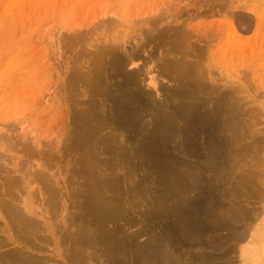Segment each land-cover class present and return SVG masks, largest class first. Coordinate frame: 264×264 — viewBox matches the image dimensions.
<instances>
[{
  "label": "rangeland",
  "instance_id": "rangeland-1",
  "mask_svg": "<svg viewBox=\"0 0 264 264\" xmlns=\"http://www.w3.org/2000/svg\"><path fill=\"white\" fill-rule=\"evenodd\" d=\"M222 1L0 0V155H4L3 158L0 156V195L4 200L10 197L4 192L7 190V185H3L7 177L19 178V171L29 173L30 185L19 182L12 187L11 195L16 197H13L15 203L23 208L27 202L38 211L48 208L49 220H44L50 222L54 229L58 225L55 237L41 230L47 242L44 240V244V241L35 238L37 248L34 244V248L15 245L10 240L7 242L3 233L4 230L12 234L13 227L8 226L11 223L2 212L0 238L5 237L6 244H9L0 248V252L8 253L12 248L11 251L24 250L34 257H45L48 259L45 264H82L83 261L69 259L68 255L76 249L71 235L82 234L81 237H84L90 233L91 246L82 249L86 264H264V0ZM230 23L239 28L238 39L230 37L225 31L227 26L224 25ZM181 29L189 34H185L188 37L185 32L181 33ZM178 32L183 35L176 36L180 35ZM229 42L233 44L230 46ZM108 43L110 46L107 47ZM105 48L106 51L116 50L113 53L123 58L127 50L136 55L139 53V56L132 61V67L128 64L121 69L117 68L116 59L112 58L115 54L104 56L99 65L102 68L96 65L99 71L96 69V74H89L94 66L91 60L99 58L97 52ZM180 59L183 60L181 64ZM198 60L205 69L200 70L203 75L198 69H195L197 72L191 71L194 75L200 73L199 77L203 78L198 80H202L200 82L208 88L210 84L214 85L215 88L210 90L216 91H212L213 96L211 94L216 102L208 99L209 96L207 99L210 106L213 102L217 105H213L215 108H222V115L218 114L221 119L217 126L212 122L205 125L210 139H202L208 135L193 132L194 127H189L192 131L187 130V134L184 132L183 135L190 137L188 140H193L190 141L192 144L195 143L193 148L186 149L188 152H200V158L190 154L185 157L179 151L180 145L173 152L171 147L164 152L173 153L185 162L208 160V154L210 157L213 153L216 158L219 156L217 159L210 158L214 162L211 161L213 169L210 167L212 170L209 171L208 167L206 172L201 173V179L187 168L165 169L160 166L165 155L152 150L155 136L160 133L156 131L161 125L160 116L149 111V104L153 103L162 104L169 111L180 105L185 98L172 96L173 91L188 87L194 89L197 82L190 81V75L186 79L178 77L180 73L187 72H183L182 63ZM133 69L141 72L139 81L132 85L133 92L144 99H139L136 104L128 100L127 107L136 121L130 122L128 116H121L115 111L116 115L111 118L109 107L116 104L115 100L121 103L126 97L123 75ZM98 77L101 83L96 81ZM149 77L153 78L156 86L150 84ZM222 103L230 108H225ZM102 104H106L105 107ZM234 107H239L240 111ZM219 112L221 110L215 111L216 114ZM88 113L95 116L104 113L103 116L108 119L99 134L107 140L105 143H91L94 138L88 136L84 124L79 123V117ZM22 121L24 131L17 129ZM67 122L68 132L62 133ZM178 125L186 127L183 120ZM209 125L212 130L207 128ZM14 132L19 133L18 138ZM22 134L28 138H33L34 134L36 140L30 149L35 150L30 152L28 148H22L25 142L20 139ZM8 135L12 138L8 139ZM114 137L117 138L114 140ZM184 142L186 147L188 144ZM117 149L119 152H116ZM23 151H29V155ZM91 155L98 163L97 172L94 167L92 174L89 169L85 174L84 161L90 160ZM228 159L232 162L229 165ZM226 165L227 170L223 168ZM38 169L46 171L47 175L49 173L53 185L50 177L46 182L60 195L54 201L61 202L51 206L45 204L49 200L45 186L42 179L38 180L34 175ZM91 178L94 185L87 180ZM87 192L95 196L97 193L99 198L104 195L103 201L109 200L103 202L98 196H92L97 201H89L91 195ZM213 193H218L215 196L217 202L211 206ZM91 200L97 204L88 205L87 201ZM196 204L202 206L203 209L200 206L198 210L202 213L194 212ZM207 207L216 210L214 215L206 214ZM192 211L198 215L193 216ZM207 226L208 231L204 230ZM120 240H123L122 244ZM149 246L156 251L148 249Z\"/></svg>",
  "mask_w": 264,
  "mask_h": 264
},
{
  "label": "bare ground",
  "instance_id": "bare-ground-1",
  "mask_svg": "<svg viewBox=\"0 0 264 264\" xmlns=\"http://www.w3.org/2000/svg\"><path fill=\"white\" fill-rule=\"evenodd\" d=\"M206 1V0H205ZM210 1V0H209ZM212 1V0H211ZM224 1V0H223ZM222 1V2H223ZM215 3H216V1H214ZM211 4V3H210ZM213 4V3H212ZM217 4V3H216ZM213 5H215V4H213ZM212 5V6H213ZM208 9V8H207ZM203 12V11H202ZM201 12V13H202ZM231 12V11H230ZM208 13V12H207ZM232 13V12H231ZM199 14V13H198ZM204 14H206V13H204ZM201 15V14H200ZM159 22V21H158ZM241 22H239V24H240ZM215 25V24H214ZM241 25H242V23H241ZM185 26V25H184ZM186 26H188L189 27V25H186ZM185 26V27H186ZM227 26V27H226ZM239 26V25H238ZM177 27H179V26H177ZM176 27V28H177ZM181 27V26H180ZM224 27H226V30L225 31H227V33H228V35L230 36V37H232V38H236V39H238L239 37H238V30H239V28L238 27H234L231 23L230 24H225L224 25ZM175 28V29H176ZM191 28V27H190ZM182 29H185V30H187V29H189V28H182ZM182 29L180 30L181 31V33L182 32H185L184 33V35L185 34H188V33H186V31H182ZM192 29V28H191ZM195 28H193V30H194ZM190 30V29H189ZM198 30V29H197ZM210 30V29H209ZM191 31V30H190ZM177 32V31H176ZM193 32V31H192ZM198 32V31H197ZM208 33H209V31H207ZM78 33V32H77ZM162 33V32H161ZM160 33V34H161ZM178 33H180V32H178ZM180 33V35L179 34H177L176 36H181V35H183V34H181ZM204 33V32H203ZM205 33H206V31H205ZM74 34V33H73ZM193 34V33H192ZM198 34L200 35V32H198ZM197 34V35H198ZM212 34H214V33H212ZM62 35V34H61ZM68 35V34H67ZM189 35V34H188ZM188 35H185V36H187L188 37ZM203 34L201 33V36H202ZM208 35V34H207ZM173 36V35H172ZM156 37V36H155ZM165 37V36H164ZM186 37V38H187ZM209 37V36H208ZM158 38H163V37H158ZM183 37H181V39H182ZM242 38V37H241ZM84 39V38H83ZM99 39V38H98ZM189 39V38H188ZM97 41V40H96ZM73 42H75V40L73 41ZM231 42V41H230ZM229 42V43H230ZM233 42V41H232ZM70 43H72V42H70ZM112 43V42H111ZM234 43V42H233ZM233 43H230V46H231V44H233ZM182 44V43H181ZM235 44V43H234ZM113 45V44H112ZM108 46H110V43H108V45H107V47ZM171 46V45H170ZM178 46H180V45H178ZM182 47H183V45H182ZM96 48V47H95ZM99 48V47H98ZM238 48H239V46H238ZM174 49H176V45H175V47H174ZM243 49V48H242ZM101 50V51H100ZM99 51L100 52H97L98 54L97 55H99L100 57L98 58V57H94L93 59H94V61L96 62V63H94V61L93 60H91V63H93L92 65H94V66H92V69H91V71L89 70V74H91V75H93V74H96L97 72H96V67L97 66H99V65H101V59H103V57L104 56H106L107 57V55H111V54H115L116 53V50L115 51H113V49H109L108 51H106V48H105V50H102V49H100ZM124 51H125V49H124ZM129 50H127V55H126V57L125 58H123V57H119L118 55H112L113 57V60H115L114 62H116L117 63V65L119 66V67H117V68H122L123 66H125V65H130V67H132V65L133 64H131L132 63V61H135L136 59H138V57H137V55L139 54V53H137V55H136V53H134L133 51L132 52H128ZM113 52H115V53H113ZM61 53V52H60ZM118 53V52H117ZM92 54V53H91ZM125 54V53H124ZM93 55V54H92ZM82 56V55H81ZM94 56V55H93ZM96 56V55H95ZM119 58H118V57ZM139 56V55H138ZM79 57V56H78ZM92 59V58H91ZM181 60V59H180ZM109 61H110V59H109ZM179 61V60H178ZM183 60H181L180 62H179V64H181V62H182ZM201 61V60H200ZM199 60L198 61H190V62H183L182 64V66L184 67V71L183 72H186V73H180L179 74V76L178 77H180V76H182V77H184V79H186V78H188V75H190L191 76V79H190V81L193 79V80H196L197 82L194 84V86H195V88L194 89H192V88H182V89H175L174 91H173V93H172V96L174 95V96H182L183 98H185L182 102H180V105L179 106H174V108L172 107V110L171 111H169L167 108H165V107H163L162 106V104L160 105V104H158V105H156V104H149L150 106H149V111H150V113H152L153 112V114H155V115H158V116H160V123H161V125L160 126H158L157 127V129H156V127H155V129H156V131H158V132H160L159 133V135H157V136H155V140H154V144H153V148H152V150L153 151H155L156 153L159 151V152H161V154H164L165 155V157H164V161H162L161 163H160V166H162L163 168H165V169H178V168H187L188 169V171L189 172H193V173H195L196 174V177L199 179L200 177H201V173L202 172H206L205 170H208L212 165V160L210 159V158H214L215 157V159H217L219 156H217V158H216V156L214 155V153H213V155L211 154L210 155V157H209V154H208V156H207V158H209L208 160H206V158H205V160H203L202 159V161L201 160H195V161H193V162H189L188 160H187V162H185L184 160H182V159H178V157H175L174 156V154L173 153H165L164 152V150H166V149H168V148H170L171 147V152H173L172 150H176L177 149V147L180 145V148L181 149H179V151L183 154V155H185V157H186V154H190V155H194V156H196L197 158L199 157L198 155H199V153L198 152H196V153H194V152H188V150L186 149L187 147L188 148H193L192 146H194L195 145V143L194 144H192L190 141H193V140H188V139H191L190 137H185L183 134H185L184 132H186V134L188 133V131L187 130H189V131H192L193 130V132H197L198 134H202V132L204 133V134H206V135H208L207 133H208V131L207 130H205V125L206 124H211V122H212V125L214 124V125H216V123L218 124V120L219 119H221L220 118V115H222V108H215L214 106H216L217 107V105H214V103L212 102V104L214 105H212V106H210L209 105V103H210V100L212 101V99H213V93H212V91L210 90V88L211 87H213L214 85H211L210 84V88H208L207 87V85H205V84H202V82H200V81H202V80H198V79H200V78H203V77H199V74L201 73L200 72V70L202 71V69H204V67L202 68V66H201V62H200ZM64 62V61H63ZM62 62V63H63ZM113 62V63H114ZM100 63V64H99ZM112 63V64H113ZM203 64V63H202ZM97 65V66H96ZM106 65V62H105V64H104V66ZM114 65V64H113ZM112 65V66H113ZM204 65V64H203ZM136 66V65H135ZM166 66V65H165ZM175 66V65H174ZM177 66H179V65H177ZM93 67H95V68H93ZM197 67V68H196ZM76 68V67H75ZM98 68H102V66L100 67H98ZM174 68V67H173ZM180 69H181V67H179ZM202 68V69H201ZM165 69V68H164ZM195 69H198L199 70V74L198 73H196V75H194V73H193V71H195V72H197L198 70H195ZM98 70V69H97ZM119 70V69H118ZM134 71H130V72H128L126 75H123L125 78H124V84H123V92H124V94H126V97H125V100L123 101V102H117V100H115L116 101V104H114V106H113V104H112V107H109V109L111 110V114H110V117L112 118L113 116H115L116 114H115V112H120L119 114L121 115V116H128V118L130 119V122H135L136 120V118H135V116L133 115V114H131V112H130V110H129V108L127 107V104H128V100L130 99V100H132V102H135V104L136 103H138V100L139 99H141V98H139V95L138 94H136V93H134L133 91H134V88L132 87V85H135V83H137V81H139V79H140V75H141V72H140V70H137V69H133ZM175 70V69H174ZM182 70V69H181ZM191 70H193V71H191ZM205 70V69H204ZM203 70V71H204ZM75 71V70H74ZM99 71V70H98ZM165 72V71H164ZM179 72V71H178ZM126 73V72H125ZM166 73V72H165ZM168 73V72H167ZM166 73V74H167ZM84 74V73H83ZM202 74V73H201ZM72 75V74H71ZM82 75V74H81ZM173 75V74H172ZM176 75V74H175ZM203 75V74H202ZM201 75V76H202ZM77 76V75H76ZM79 76V75H78ZM189 76V77H190ZM199 78H198V77ZM205 76V75H204ZM71 77V76H70ZM73 77V76H72ZM186 77V78H185ZM174 78V77H173ZM205 78V77H204ZM79 79V78H78ZM82 79H83V77H82ZM149 79H150V84H153L154 86H156V83H155V81L153 80V78L152 77H149ZM83 80H85V79H83ZM181 80V79H180ZM188 80V79H187ZM96 81H98L99 83H101L100 82V78L98 77L97 78V80ZM85 82V81H84ZM206 82H208V81H206ZM139 83V82H138ZM193 83V82H192ZM200 83V84H199ZM204 83V82H203ZM188 84V83H187ZM186 84H184V86H185ZM69 86V85H68ZM187 86H189V85H187ZM191 86V85H190ZM70 88V87H69ZM98 88V87H97ZM100 88H101V86H100ZM153 88H155V87H153ZM215 87H213L212 89H214ZM125 89V90H124ZM156 89V88H155ZM96 90V89H95ZM210 90V91H209ZM149 91V90H148ZM156 91V90H155ZM215 91V90H214ZM213 91V92H214ZM216 92V91H215ZM150 93V92H149ZM152 93V92H151ZM199 93H201L202 94V96H198V94ZM218 93V92H217ZM96 94H98V93H96ZM121 94H122V91H121ZM153 94V93H152ZM211 94H212V96H211ZM231 94V93H230ZM100 95V94H99ZM123 95V94H122ZM104 96V95H103ZM121 96V95H120ZM142 96V95H141ZM210 97V98H208V99H210V100H208L207 99V97ZM221 96V95H220ZM234 96H236V95H234ZM234 96H233V98H234ZM145 97V96H144ZM148 97H149V95H148ZM215 97V96H214ZM218 97V96H217ZM228 97V96H227ZM151 98V97H150ZM150 98H149V100H150ZM168 98V97H167ZM220 98V97H219ZM222 98V97H221ZM229 98H231V97H229ZM238 98V97H237ZM109 99V98H108ZM143 99V98H142ZM141 99V100H142ZM146 99H148V98H146ZM238 99H240V98H238ZM144 100V99H143ZM142 100V101H143ZM220 100H222V99H220ZM70 101V100H69ZM109 101V100H108ZM115 101H113L114 103H115ZM152 101V100H151ZM150 101V102H151ZM213 101H214V99H213ZM218 101V100H217ZM232 101V100H231ZM237 100H235V102H236ZM141 102V101H140ZM140 102H139V105H140ZM165 102V101H164ZM214 102H216V101H214ZM233 102V101H232ZM149 103V102H148ZM147 104V103H146ZM145 104V105H146ZM218 104V103H217ZM103 105V107H105L104 105H106V104H102ZM160 105V106H159ZM165 105V104H164ZM222 105H224V106H226L225 108H227V105H225V103H222ZM222 105H221V107H222ZM237 105V104H236ZM241 105V104H240ZM144 106V105H143ZM147 106V105H146ZM218 106H219V104H218ZM223 106V107H224ZM232 106H234V105H232ZM148 107V106H147ZM215 108V109H214ZM230 108V107H229ZM229 108H227V109H229ZM233 108V107H232ZM231 108V109H232ZM235 109H238L239 110V107H234ZM66 109H68V108H66ZM75 109V108H74ZM90 109H92V108H90ZM243 109V108H242ZM220 111L221 110V113L219 112V113H215V111ZM234 110V109H233ZM232 110V111H233ZM75 111H76V109H75ZM115 111V112H114ZM149 111H146V112H149ZM225 111V110H224ZM231 111V110H230ZM240 111V110H239ZM242 111V110H241ZM136 112H138V111H136ZM144 112H145V110H144ZM78 113V112H77ZM81 113V112H80ZM87 113V112H86ZM85 113V114H86ZM92 113V112H91ZM231 113V112H230ZM258 113H260V112H258ZM18 114V113H17ZM65 114L66 115H68L66 112H65ZM85 114H83L85 117H81V116H83V115H81L80 117H79V123H83L84 124V127L86 128V133L88 134V136H91L92 138H94V139H92L93 140V142H91V143H94V144H101V143H105L107 140L106 139H103L99 134L101 133V130L102 129H104V127L106 126V124L108 123V119L105 117V116H103V114H101V115H99V116H95L94 114H90V113H88V115L86 116ZM98 114V113H97ZM135 114V113H134ZM137 114V113H136ZM147 114V113H146ZM146 114H145V116H146ZM218 114H220V115H218ZM226 114V113H225ZM234 114H235V112H234ZM241 114V113H240ZM75 115V114H74ZM148 115V114H147ZM154 115V116H155ZM76 116V115H75ZM152 116V115H151ZM153 116V117H154ZM156 117V116H155ZM224 117V116H223ZM234 117V116H233ZM243 117V116H242ZM16 118V117H15ZM67 118V117H66ZM68 119V118H67ZM241 119H243V118H241ZM143 120V119H142ZM153 120V119H152ZM180 120H183L184 121V123H185V126L186 127H180V125H178V122L180 121ZM18 122H19V120H17ZM151 121V120H150ZM223 121V120H222ZM222 121H221V123H222ZM23 123H24V121H22V122H20V124H19V127L20 128H17V129H21L22 131H24V126H23ZM236 123V122H235ZM241 123V122H240ZM239 123V124H240ZM237 124V123H236ZM244 124V123H243ZM68 126H69V122H67V124L64 126V131L62 132V133H67L68 132ZM217 126V125H216ZM229 126V125H228ZM15 127V126H14ZM74 127V126H73ZM189 127H194L195 129H192V130H190L189 129ZM234 127H236L235 125H234ZM26 128V127H25ZM207 128H209V129H211L212 130V127L209 125ZM208 129V130H209ZM228 129H229V127H228ZM237 128H235L234 130H236ZM8 130V129H7ZM19 130L17 131V132H19ZM186 130V131H185ZM239 130V129H238ZM72 131V130H71ZM73 131L74 132H76V130H74L73 129ZM78 131H80V130H78ZM163 131V132H162ZM240 131H241V128H240ZM9 132V131H8ZM6 133V132H5ZM14 133H16V132H14ZM19 133H21V131L19 132ZM19 133H16L17 134V138H18V134ZM25 133V132H24ZM32 132H30V135H32L31 134ZM62 133H60V134H62ZM191 133V132H190ZM215 133V132H214ZM213 133V134H214ZM73 134V133H72ZM80 134V133H79ZM81 134H82V132H81ZM109 134V133H108ZM108 134H107V136H108ZM210 134V133H209ZM219 134V133H218ZM235 134V133H234ZM2 135V134H1ZM3 135H6V134H4L3 133ZM29 135V134H28ZM106 135V134H105ZM110 135V134H109ZM196 135V134H195ZM216 135V134H215ZM11 136H13V134L11 135ZM22 136V138H20V139H22L23 141H25L24 143H22V144H24V145H22V148H24V147H26V148H28L27 150H31V151H33V150H35V149H30L33 145H34V143H35V140L36 139H34V134H33V138H31L32 136H29L30 138H28L27 137V135L25 136V135H21ZM63 136V135H62ZM87 136V137H88ZM103 136V135H102ZM190 136H191V134H190ZM202 136H205V135H203L202 134ZM201 135H199V137L201 138L202 137ZM1 137H3V136H1ZM8 137V139H11L12 137H10V135H8L7 136ZM10 137V138H9ZM16 137V136H15ZM175 137H178L177 139H175ZM184 138V139H181V138ZM195 137V136H194ZM28 138V139H27ZM85 138H86V136H85ZM88 138H90V137H88ZM112 138V137H111ZM115 138H117V137H114V140H115ZM210 139V137H209V135L208 136H206V138L205 137H203L202 139ZM216 138V137H215ZM27 139V140H26ZM73 139V138H72ZM154 139V138H153ZM193 139V138H192ZM195 140H196V138H194ZM201 139V140H202ZM6 140H7V138H6ZM5 139H3V141H6ZM109 141H110V139H108ZM3 141H1L2 142V144H4L3 143ZM12 141V140H11ZM10 141V142H11ZM17 141H18V139H17ZM21 141V140H20ZM108 141V142H109ZM117 141V140H116ZM151 141H153V140H151ZM179 141H180V144H179ZM184 141H186L187 142V146L185 147L184 145H183V143H185ZM9 142V143H10ZM41 142V141H40ZM40 142H38V143H40ZM89 142H90V140H89ZM196 142V141H195ZM204 142V141H203ZM19 143H21V142H19ZM58 143H59V141L58 142H56V145H58ZM88 143V142H87ZM200 143V142H199ZM231 143V142H230ZM1 144V145H2ZM14 144V143H13ZM51 144V143H50ZM54 144V143H53ZM79 144V143H78ZM186 144V143H185ZM84 145V144H83ZM92 146H94L93 144H91ZM24 146V147H23ZM29 146V147H28ZM40 146V145H39ZM43 146V145H42ZM51 146V145H50ZM85 146V145H84ZM217 146H218V144H217ZM13 147H14V145H13ZM214 147H216V145L214 146ZM213 147V148H214ZM219 147V146H218ZM26 148H24V149H26ZM35 148H37V150H40V149H38L39 147L38 146H35ZM51 148V147H50ZM67 148V147H66ZM241 148V147H240ZM104 149V148H103ZM111 149V148H110ZM204 149V148H203ZM211 149V148H210ZM209 149V150H210ZM26 150V151H27ZM36 150V151H37ZM92 150V149H91ZM94 150V149H93ZM92 150V151H93ZM96 150H98V149H96ZM194 149H192V151H193ZM29 151L28 152H24L25 154H28L29 155ZM30 151V152H31ZM51 151V150H50ZM91 151V152H92ZM111 151V150H110ZM178 151V150H177ZM190 151V150H189ZM217 152H218V150H216ZM39 152H41V151H39ZM88 152V151H87ZM116 152H119V150L117 149L116 150ZM158 152V153H159ZM34 153V152H33ZM32 153V154H33ZM99 153V152H98ZM35 155H36V153H34ZM42 154H44V153H42ZM56 154V153H55ZM82 154V153H81ZM91 154V153H90ZM110 154V153H109ZM206 154V155H207ZM74 155V154H73ZM0 156H2V158H3V156L4 155H0ZM34 156V155H33ZM46 156V155H45ZM90 156V155H89ZM92 156V155H91ZM201 156H204V155H201ZM211 156H213V157H211ZM225 156H226V154H225ZM84 157V156H83ZM187 157H189V155L187 156ZM205 157V156H204ZM1 158V157H0ZM191 158V157H190ZM189 158V159H190ZM200 158V157H199ZM52 159V158H51ZM89 159L90 160H85L84 161V170H85V174H86V170L87 169H89L90 170V172H91V174H92V170H94V167H95V170L94 171H96V166H98V163H96V162H94L93 161V156L92 157H89ZM95 159V158H94ZM102 159V158H101ZM193 159V158H192ZM49 160V159H48ZM47 160V161H48ZM79 160V159H78ZM105 160H107V159H105ZM105 160H104V162H105ZM220 160V159H219ZM223 160V159H222ZM259 160V159H258ZM45 161V160H44ZM109 161V160H108ZM212 161V162H211ZM229 163L227 164V165H229L230 163H232V162H230L229 161V159L227 160ZM81 162V161H80ZM101 162H103V160L101 161ZM214 163V162H213ZM221 163V162H220ZM234 163V162H233ZM21 164V166H23L24 165V163L22 164V162L20 163ZM100 164V163H99ZM102 164V163H101ZM107 164H109V163H107ZM111 164V163H110ZM109 164V166L111 167L112 165H110ZM48 165V164H47ZM227 165H226V167H223L224 169H226L227 170ZM232 165V164H231ZM231 165H230V167H231ZM237 165V164H236ZM90 166L93 168V169H91L90 168ZM1 167V166H0ZM46 167H48V166H46ZM89 167V168H88ZM114 167V166H113ZM209 167V168H208ZM215 167V166H214ZM25 168V167H24ZM23 168V169H24ZM208 168V169H207ZM212 168V167H211ZM209 169V171L210 170H212V169ZM2 169V168H1ZM23 169H21V170H23ZM186 169V170H187ZM215 169H216V167H215ZM81 170V169H80ZM89 170H88V174H89ZM99 170H103L102 168L100 169L99 168ZM223 170V169H222ZM225 170V171H226ZM229 170V169H228ZM10 171V170H9ZM12 171V173H13V170H11ZM10 171V172H11ZM15 171L16 172H18L19 170L16 168L15 169ZM24 171H27V170H24ZM72 171V170H71ZM244 171V170H243ZM35 172V176L36 177H38V180H40V179H42V181H43V185L45 186V191L47 192V199H49L47 202L48 203H45V204H49L48 206H51V204L52 205H54V204H56V203H59V202H61V201H59V202H55L56 201V197L58 196V194L56 193V192H58V191H56L55 192V189H54V191H53V189H51L52 187V185H53V182H52V179H51V177L50 176H48L49 175V173H48V175H47V172L45 171H41V169H38V170H36V171H34ZM81 172H83V171H81ZM97 172V171H96ZM19 173H20V177L17 179L16 177L15 178H8L7 177V180L5 181L6 182V184H3V185H7V190L6 191H4L5 192V194H6V196H10L9 197V199H2V197L3 196H1L0 195V215L2 214V212H3V214L5 213L6 214V216L8 217V222H10L11 223V225H8V226H10V228H12L13 229V232H12V234L10 233V232H6V231H4L3 230V233L4 234H6V238H7V242H8V240H10L13 244H17V245H23L24 247H32L33 246V248L36 246V248H37V245H38V243L36 244L35 242H36V240H35V238H38V240L40 241V242H43L44 240L46 241V238L44 237V235H43V231H41L42 229L45 231V232H48L52 237H55V232L58 230L57 228V226H55V229H54V227L52 226V224L49 222H47L49 219V217L47 218V214H48V212L49 211H47V209H45V210H43V211H38V210H36L37 208H34V207H32V206H30L29 204H26V203H24V205H23V208H22V206L20 207L18 204H16L15 203V200H14V198H16L15 196H13V194L11 195V193H12V187H14L16 184H19V182H21V184L23 183L25 186H28V185H30L29 183H30V181H29V173H27V172H20L19 171ZM228 173H229V171H228ZM87 174V175H88ZM194 174V175H195ZM47 175V176H46ZM193 175V174H192ZM8 176V175H7ZM97 177H98V175H96ZM6 177V176H5ZM47 177H50L49 178V180H50V183L52 184V185H50L49 184V182L47 183L46 181H49L48 180V178ZM87 177H89V176H87ZM184 177V176H183ZM195 177V178H196ZM96 178V177H95ZM192 178V177H191ZM194 178V177H193ZM196 178V180H198ZM5 179V178H4ZM85 179V178H84ZM201 179V178H200ZM88 181H89V183H91V184H93V182H92V178L91 179H87ZM93 180H94V177H93ZM100 180H101V178H100ZM102 180H104V178L102 179ZM107 180H108V178H107ZM110 180V179H109ZM41 181V182H42ZM95 181V180H94ZM97 181H99V179L97 178ZM96 181V182H97ZM111 181V180H110ZM194 181H195V179H194ZM201 181V180H200ZM242 181H243V179H242ZM3 182V181H2ZM39 182V181H38ZM95 182V183H96ZM193 182V181H192ZM198 182V181H197ZM88 183V185H90ZM22 184V185H23ZM58 184V183H57ZM102 184H104L103 183V181H102ZM108 184H109V182H108ZM227 184V183H226ZM94 185V184H93ZM104 185H106V183L104 184ZM111 185V184H110ZM200 185H202V184H200ZM244 185V184H243ZM96 186H97V184H96ZM113 186V185H112ZM182 186H183V184H182ZM190 186V185H189ZM23 187V186H22ZM90 187V186H89ZM94 187V186H93ZM187 187V186H186ZM226 187V186H225ZM1 188V187H0ZM16 188V187H15ZM24 188V187H23ZM57 188H58V186H57ZM56 188V189H57ZM61 188V187H60ZM59 188V189H60ZM94 188H96L97 189V187H94ZM188 188V187H187ZM93 189V188H92ZM92 189H90V190H92ZM95 189V190H96ZM185 189V188H184ZM1 190V189H0ZM5 190V189H4ZM20 191H21V189H19ZM44 190V189H43ZM100 190V189H99ZM107 190V189H106ZM185 190H187V189H185ZM216 190V189H215ZM97 191V190H96ZM218 191V190H217ZM220 191V190H219ZM218 191V192H219ZM90 192V191H89ZM89 192H87V193H89ZM92 192V191H91ZM99 191H97V193H98ZM176 192V191H175ZM14 193H15V191H14ZM44 193V192H43ZM93 193L95 194V192L93 191ZM96 193V196L95 195H91L90 193H89V195H91V196H89L90 198H88L89 199V201H90V199H92V196H95V197H97L98 196V194ZM100 193H101V191H100ZM4 193H3V195H5ZM102 194V193H101ZM223 194V193H222ZM229 194V193H228ZM227 194V196H229ZM15 195H17V194H15ZM62 195V194H61ZM88 195V194H87ZM217 195H218V193H217ZM217 195H214V193H213V195H212V199H211V202L212 203H209L210 202V200H209V202L207 201V204L209 203L211 206H213V205H215L214 203H216L217 201V197H215V196H217ZM60 196V195H59ZM59 196H58V198H59ZM104 196V195H103ZM102 195H100V198H99V196H98V199L100 200V199H102V201H103V197ZM220 196V195H219ZM218 196V197H219ZM14 197V198H13ZM18 197V196H17ZM45 197V196H44ZM43 197V198H44ZM63 197V196H62ZM5 198V197H4ZM42 198V197H41ZM61 198V197H60ZM94 198V197H93ZM225 198V197H224ZM45 199V198H44ZM46 199V200H47ZM208 199H210V198H208ZM207 199V200H208ZM222 199V198H221ZM237 199V198H236ZM19 200H20V198H19ZM29 200V199H28ZM55 200V201H54ZM59 200V199H58ZM85 200V199H84ZM93 201L94 200H96L97 201V198L96 199H92ZM92 200H91V202H88L87 201V203H88V205H89V203H93L92 202ZM105 200V199H104ZM109 200V198L108 199H106L105 201H103V202H107ZM112 200V199H111ZM228 200H230V198L228 199ZM22 201V200H21ZM52 201V202H51ZM231 201V200H230ZM19 202V201H18ZM49 202H51V203H49ZM111 202V201H110ZM109 202V203H110ZM206 202V201H205ZM204 202V203H205ZM220 202V201H219ZM30 203V202H29ZM44 203V202H43ZM86 203V202H85ZM94 203H96L97 204V202H94ZM93 203V204H94ZM98 203H100L99 201H98ZM108 203V204H109ZM221 203V202H220ZM45 204H43V205H45ZM96 204H94V205H96ZM107 204V203H106ZM201 204V203H200ZM208 204V205H209ZM104 205H105V203H104ZM198 204H196V206H197ZM206 205V204H205ZM205 205H203V206H205ZM208 205H206V206H208ZM106 206H108V205H106ZM201 206V205H200ZM200 206H197V208H196V210L194 211V212H196V213H198V214H200V213H202V212H200V211H198L199 209H200ZM58 207V206H57ZM104 207V206H103ZM107 208V207H106ZM208 209H206V214L207 213H209V214H213V212H216V210L214 211V208L212 209L211 207L209 208V207H207ZM224 208V207H223ZM44 209V208H43ZM55 209V208H54ZM98 209V208H97ZM105 209V208H104ZM111 209V207L109 208V210ZM201 209H203L202 208V206H201ZM205 209V208H204ZM227 209H228V207H227ZM42 210V209H41ZM92 210V209H91ZM93 210H95V208L93 209ZM106 210V209H105ZM218 210V209H217ZM222 210V209H221ZM101 211V210H100ZM203 211V210H202ZM102 212V211H101ZM193 211L191 212V213H194ZM200 212V213H199ZM219 212L220 211H218L217 213L219 214ZM110 213V212H109ZM196 213H194L193 214V216L195 215H198V214H196ZM217 214V215H218ZM233 214V213H232ZM203 215V214H202ZM214 215V214H213ZM223 216V215H222ZM34 217H36V218H39V219H41L42 221H40V220H37V219H34ZM204 217V216H203ZM208 217H209V215H208ZM223 217H225V216H223ZM227 217V216H226ZM234 218H235V216H233ZM44 218L45 219H47V221H45L44 220ZM193 218V217H192ZM195 218V217H194ZM197 218V217H196ZM206 219H207V216H206ZM63 220V219H62ZM70 220V219H69ZM70 222V221H69ZM193 222H194V220H193ZM53 223V222H52ZM66 223V222H65ZM195 223V222H194ZM220 223V222H219ZM236 224V223H235ZM43 225V226H42ZM69 225H70V223H69ZM194 225H196V224H194ZM7 226V227H8ZM12 226V227H11ZM197 226V225H196ZM201 226H203V225H201ZM233 226V225H232ZM57 227V228H56ZM60 227V226H59ZM220 227V226H219ZM61 228V227H60ZM59 228V229H60ZM66 228V227H65ZM201 228V230H202V227H200ZM204 228V227H203ZM207 228H208V226L206 227V229H204V230H206V231H208L207 230ZM4 229V228H3ZM57 229V230H56ZM215 229V228H214ZM8 230V229H7ZM11 230V229H10ZM14 230H15V232H14ZM87 230V229H86ZM200 231V230H199ZM203 231V230H202ZM92 232V231H91ZM80 233V232H79ZM15 234V235H14ZM84 234V233H83ZM90 233H86V235L84 236V237H81L82 236V234L80 235V236H74V235H71V238L73 239L71 242H73V244H74V246L76 247V249L73 251V253H71L70 255H68V256H70V258L69 259H71V260H73V261H75V262H81V261H83L84 263L86 262L85 260H86V258H85V260H84V255L82 254V249L83 250H86V249H88V248H90V246H91V243L90 242H92V237H91V235H89ZM96 234V233H95ZM98 234V233H97ZM182 235V234H181ZM194 235V234H193ZM198 235V234H197ZM46 236V235H45ZM65 236V235H64ZM96 236V235H95ZM98 236V235H97ZM195 236V235H194ZM48 237V236H47ZM67 237V236H66ZM66 237H64V238H66ZM70 237V236H69ZM184 237V236H183ZM49 238V237H48ZM70 238V239H71ZM153 238V237H152ZM155 238V237H154ZM5 237L4 238H0V248H2L5 244H6V242H5ZM60 239H61V237H60ZM63 239V238H62ZM61 239V240H62ZM69 239V240H70ZM123 239V238H122ZM32 240H33V242H32ZM34 240H35V242H34ZM151 240V239H150ZM194 240H196V239H194ZM43 242L44 244L47 242ZM60 241V240H59ZM123 240H120V242H121V244L123 243L122 242ZM39 242V243H40ZM54 242H55V239H54ZM63 242V241H62ZM66 242H67V240H66ZM65 242V243H66ZM94 242V241H93ZM127 242V241H126ZM125 242V243H126ZM159 242H161V241H158L157 243H159ZM176 242V241H175ZM193 242V241H192ZM207 242V241H206ZM58 243V242H57ZM156 243V244H157ZM7 244H9V243H7ZM6 244V245H7ZM35 246H34V245ZM55 244V243H54ZM53 244V245H54ZM60 244V243H59ZM62 244H64V242L62 243ZM67 244V243H66ZM70 244V243H69ZM155 244V245H156ZM161 244V243H160ZM41 245V244H40ZM145 245V244H144ZM153 245H154V242H153ZM163 246H164V244H162ZM67 246V245H66ZM95 246V245H94ZM118 246V245H117ZM117 246H115V247H117ZM158 246H160V245H157V247ZM38 247H40V246H38ZM69 247H72L71 245L69 246ZM74 247V248H75ZM153 247V246H152ZM156 247V248H157ZM151 247L149 246V248L148 249H150ZM163 248V247H162ZM24 249V248H23ZM41 249V248H40ZM46 249V248H45ZM56 249V248H55ZM141 249V248H140ZM143 249V248H142ZM147 249V248H146ZM152 250L154 249L155 251H156V249L155 248H151ZM150 249V250H151ZM197 249V248H196ZM11 250H13L12 248L10 249V252H8V253H5V252H0V262L2 263V261H3V263L4 262H7V264H8V262H10V264L12 263H14V264H45L46 262H47V260L48 259H46L45 257L43 258H41V257H34V256H32L31 254H29V253H25L24 252V250L23 251H18L17 252V250L15 251V249H14V251H11ZM18 250H22V249H18ZM54 250V249H53ZM158 250V249H157ZM162 250V249H161ZM149 251V250H148ZM168 251V250H167ZM58 253H59V251H57ZM56 252V253H57ZM93 252V251H92ZM143 252H145V251H143ZM154 252V251H153ZM69 253V252H68ZM90 253V252H89ZM162 253V252H161ZM163 253H164V251H163ZM167 253V252H166ZM192 253V252H191ZM115 254V253H114ZM120 255H123L122 253H119ZM61 255H63L62 253H61ZM57 256V255H56ZM68 256H67V258H68ZM169 256V255H168ZM119 257V256H118ZM98 258V257H97ZM154 258V257H153ZM168 258V257H167ZM87 259H89V257L87 258ZM90 259H92V258H90ZM94 260V259H93ZM158 260V259H157ZM168 260V259H167ZM62 261V260H61ZM69 261V260H68ZM63 262V261H62ZM61 262V263H62ZM83 262H82V264H83ZM70 263V262H69ZM148 263V262H147ZM79 264V263H78ZM86 264V263H85Z\"/></svg>",
  "mask_w": 264,
  "mask_h": 264
}]
</instances>
